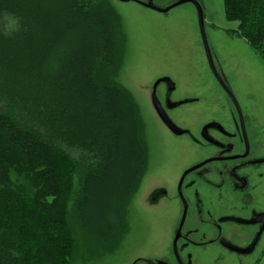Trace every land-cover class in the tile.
<instances>
[{
	"label": "trees",
	"instance_id": "1",
	"mask_svg": "<svg viewBox=\"0 0 264 264\" xmlns=\"http://www.w3.org/2000/svg\"><path fill=\"white\" fill-rule=\"evenodd\" d=\"M224 6L227 20L239 23L237 36L264 60V0H224ZM10 20L19 27L6 34ZM125 43L109 0H0V182L12 170L28 184H0V213L19 227L13 201L57 231L78 177L75 216L95 255L118 248L126 208L147 169L144 122L119 83ZM105 184L115 185L108 195L115 202L105 207L108 222L97 223L87 208L104 202ZM67 249L47 246L38 257L56 255L50 264H63ZM21 260L15 246L0 241V264Z\"/></svg>",
	"mask_w": 264,
	"mask_h": 264
},
{
	"label": "rangeland",
	"instance_id": "2",
	"mask_svg": "<svg viewBox=\"0 0 264 264\" xmlns=\"http://www.w3.org/2000/svg\"><path fill=\"white\" fill-rule=\"evenodd\" d=\"M109 1L121 18L126 36L124 64L119 83L133 96L144 122L148 149L146 172L126 208L125 230L120 237L118 248L113 253L95 255L86 249L79 219L75 216L76 193L80 187L78 177L74 179L73 195L67 204L65 222L55 224L57 231L55 228L52 230V223L49 221L35 218L34 211L23 206L20 208L11 201V210L20 211V219L16 222L19 227L4 218L3 212L0 213V241L12 244L19 250L22 256L19 264L53 263L56 255L52 258L38 257L41 250L44 251L47 246L55 249L68 248L66 257L70 255V258L68 257L67 262L68 258L62 256L63 264H131L138 256L160 251L165 244L164 225L168 222L162 221L158 215L154 218L146 201L154 186L171 183L172 175H176L172 171L178 169L181 158V153H178L184 149L182 142L173 137L155 114L150 104L149 92L155 80L166 75L176 82L180 93L199 97L203 103L212 105L223 98L215 90L219 84L207 62L199 33L197 12L192 5L160 13L135 2ZM196 1L200 2L203 8L206 35L216 70L219 71L220 67L224 71L229 86L240 98L264 110V60L244 38L237 36L239 23L227 20L224 0ZM166 2L170 3L168 0ZM261 11L259 8L258 12ZM213 56L218 58L219 63L215 62ZM191 109L188 110L190 115L186 118V125H196L199 120H204L205 116L196 115L200 114L198 108ZM205 112L209 111H201ZM128 146L132 147L131 142ZM172 165L175 170H172ZM118 173L120 178L121 173L122 177L126 175L122 170ZM7 174L13 187L28 185L23 176L18 177L14 171L11 170ZM9 180L2 179L0 184L5 185ZM111 185L104 187V202L92 201V205L87 208L88 215L91 216L92 211L96 213L97 219H94L97 223L108 222L110 219L106 215L105 207L115 202V197H108L109 192L115 189V185ZM119 187L121 189L122 186ZM45 201L50 204L54 199L46 196ZM116 201L118 202V199ZM97 207L101 210L98 211ZM56 214L55 211L57 217ZM8 216L10 217V214ZM22 222H27L29 228L23 231L20 228ZM59 224L60 229L57 227ZM160 226L163 229H160ZM64 237L68 238L70 245L65 243V239H62Z\"/></svg>",
	"mask_w": 264,
	"mask_h": 264
},
{
	"label": "flooded vegetation",
	"instance_id": "3",
	"mask_svg": "<svg viewBox=\"0 0 264 264\" xmlns=\"http://www.w3.org/2000/svg\"><path fill=\"white\" fill-rule=\"evenodd\" d=\"M119 1L143 6L148 0ZM179 1L153 0L159 8ZM184 5L196 10L192 2L177 7ZM216 71L226 86L211 70L223 97L212 105L180 93L170 76L152 85L150 104L184 151L171 183L154 186L146 201L154 218L168 222L164 247L131 264H264V110L240 98L224 71ZM158 107L176 128L164 123ZM194 107L205 118L186 125Z\"/></svg>",
	"mask_w": 264,
	"mask_h": 264
},
{
	"label": "water",
	"instance_id": "4",
	"mask_svg": "<svg viewBox=\"0 0 264 264\" xmlns=\"http://www.w3.org/2000/svg\"><path fill=\"white\" fill-rule=\"evenodd\" d=\"M186 2H192V3H194V5L196 7L199 32H200L201 40H202V43H203V46H204V49H205V52H206V55H207V60H208V63H209V66H210L212 72L220 80V77L218 76L216 68H215V65H214V61H213V58H212V55H211V51H210L209 42H208L207 35H206L203 8H202L201 4L198 1H196V0H181V1L175 3V4L171 5V6L166 7V8H159V7L155 6L153 0H148L147 3L141 2V4L143 6H145L146 8L152 9L154 11H157V12H160V13H166V12H169L171 9H173V8L183 4V3H186ZM220 82H221L222 86H224V87L226 86V85H224L222 83L221 80H220ZM158 111L160 112L159 114L161 116V119L164 121L165 124H167V126H169L170 128H176L174 126V124L168 119V117L166 115L165 116L161 115L162 108L158 107Z\"/></svg>",
	"mask_w": 264,
	"mask_h": 264
},
{
	"label": "clouds",
	"instance_id": "5",
	"mask_svg": "<svg viewBox=\"0 0 264 264\" xmlns=\"http://www.w3.org/2000/svg\"><path fill=\"white\" fill-rule=\"evenodd\" d=\"M19 27V21L18 20H10L9 23L5 26V32L6 34L13 28Z\"/></svg>",
	"mask_w": 264,
	"mask_h": 264
}]
</instances>
